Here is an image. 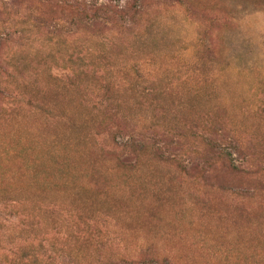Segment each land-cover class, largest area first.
Masks as SVG:
<instances>
[{
  "label": "rangeland",
  "instance_id": "obj_1",
  "mask_svg": "<svg viewBox=\"0 0 264 264\" xmlns=\"http://www.w3.org/2000/svg\"><path fill=\"white\" fill-rule=\"evenodd\" d=\"M0 264H264V0H0Z\"/></svg>",
  "mask_w": 264,
  "mask_h": 264
}]
</instances>
